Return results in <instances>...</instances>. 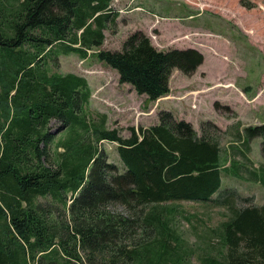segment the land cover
<instances>
[{"label": "trees", "instance_id": "16d2710c", "mask_svg": "<svg viewBox=\"0 0 264 264\" xmlns=\"http://www.w3.org/2000/svg\"><path fill=\"white\" fill-rule=\"evenodd\" d=\"M112 1L0 0V264H264V205L218 192L217 140L169 111L124 138L88 110L86 79L52 71L59 55L96 50L154 102L174 70L190 76L203 63L198 50L161 51L141 31L120 51L99 50L117 24ZM244 134L246 144L262 138L264 156V124ZM103 141L117 144L122 173ZM181 201L227 211L197 250L177 227Z\"/></svg>", "mask_w": 264, "mask_h": 264}, {"label": "rangeland", "instance_id": "374dc122", "mask_svg": "<svg viewBox=\"0 0 264 264\" xmlns=\"http://www.w3.org/2000/svg\"><path fill=\"white\" fill-rule=\"evenodd\" d=\"M110 7L118 13L117 24L104 31L99 50L120 51L131 34L141 31L158 50H198L203 63L190 76L174 70L170 93L154 102L120 83L117 72L96 58V50L86 58L59 55L52 71L86 79L91 92L88 110L104 115L107 126L117 128L124 138L131 128L157 124L163 111L190 123L198 136L206 131L225 158L218 192L232 190L253 198L256 206L264 205L262 138L246 144L244 134L264 124V0H113ZM117 147L100 143L108 162L122 173ZM234 163L239 176L232 174ZM174 205L180 213L175 216L178 230L196 250L209 243L210 230L226 218L221 205Z\"/></svg>", "mask_w": 264, "mask_h": 264}, {"label": "bare ground", "instance_id": "6f19581e", "mask_svg": "<svg viewBox=\"0 0 264 264\" xmlns=\"http://www.w3.org/2000/svg\"><path fill=\"white\" fill-rule=\"evenodd\" d=\"M229 87V86H228Z\"/></svg>", "mask_w": 264, "mask_h": 264}]
</instances>
